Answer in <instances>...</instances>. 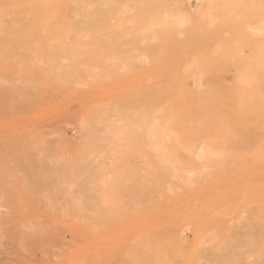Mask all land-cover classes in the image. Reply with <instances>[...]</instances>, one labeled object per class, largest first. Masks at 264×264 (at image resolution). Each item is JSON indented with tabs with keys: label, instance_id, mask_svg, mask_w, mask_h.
I'll use <instances>...</instances> for the list:
<instances>
[{
	"label": "rangeland",
	"instance_id": "obj_1",
	"mask_svg": "<svg viewBox=\"0 0 264 264\" xmlns=\"http://www.w3.org/2000/svg\"><path fill=\"white\" fill-rule=\"evenodd\" d=\"M205 1L115 0L119 6H108L109 16L101 19L96 31L86 34L64 33L58 20H52L54 30L48 28L52 37L47 36L48 31L36 32L44 35L41 47L55 44L60 48L61 62H53L56 67L52 69L45 65L51 63L34 61L28 54L29 61L23 57L19 65L18 59L1 56L0 62L6 60L0 63V264H136L140 260L143 264H225L233 258L239 264L264 262V0H210L215 4L211 13H205ZM69 15L78 24L83 21L80 15ZM68 17L60 21L71 22ZM75 36L80 42L73 40ZM134 36L138 41H131ZM93 39L108 40L107 44L102 41L106 49L99 48V42L93 44ZM113 41L117 42L115 49L108 45ZM129 41L132 44H127ZM57 64L62 70L61 64L66 70L70 67L75 74L73 83L59 76L54 70H59ZM42 69L54 72L49 75ZM16 81L30 88L15 87L24 89V93L20 91L23 95L14 91L16 96L9 91ZM214 83L230 90L226 92L236 107L210 95ZM148 108L152 117L147 124L159 126L171 117L188 114L182 122L185 126L206 118L228 131L231 140L205 146V138L200 136L189 149L176 141H155L153 147L134 130L129 129L130 134L121 129L133 113L136 132L143 131L138 121L142 122L141 115ZM100 113L105 120L111 114L116 116L108 118L115 121H106L108 127L112 125L111 133L100 124ZM108 134L117 141H111ZM241 135L249 145H244ZM101 137L108 142L92 141ZM105 142L114 147L106 148ZM141 167H146L144 172ZM128 175L132 179L127 181ZM230 230L236 236L229 242L235 243L227 247ZM127 254L131 258H125ZM132 257L135 262L137 257L136 263Z\"/></svg>",
	"mask_w": 264,
	"mask_h": 264
},
{
	"label": "bare ground",
	"instance_id": "obj_2",
	"mask_svg": "<svg viewBox=\"0 0 264 264\" xmlns=\"http://www.w3.org/2000/svg\"><path fill=\"white\" fill-rule=\"evenodd\" d=\"M144 1V0H143ZM210 1V0H206L204 3H205V9H207L206 10V12L205 13H211V12H213V9L214 8H212V5L213 6H215V4H214V2L212 1L211 3L208 2ZM216 1V0H215ZM148 2V1H147ZM151 2V1H150ZM149 2V3H150ZM203 2V1H202ZM116 4V6H119V5H117V3L115 2V0H114V2L113 1H111V0H98V1H94V0H0V58H1V56L2 57H5V56H10V58H15V59H18V65L20 64L19 63V61L20 60H23V59H27L26 57H28V56H30V57H34L35 59H34V61L36 60V59H38V60H44L45 62H48L49 64L51 63V65H48V64H45L46 65V67L47 68H51L53 65L56 67V64H53V62H57L59 59H60V57H61V53H60V51L59 50H57L59 47H56V45L55 44H51L50 46H48L47 48H44V47H41V46H43L42 44H44L45 43V39H44V35L43 36H40L39 34H36V32H38V31H43V33L45 32V31H48V28L50 29V31H52V30H54V29H52L50 26V22H54V21H52V20H58L57 22H58V27L60 26V28H62V30H64V33L65 32H67V33H69L70 35L72 34V35H74L75 33H78V32H80V34L81 33H83V34H86L87 32H90V31H92V33H93V31L95 30L96 31V29L97 28H99V25H98V23L101 21V19L103 20V18L107 15V16H109V12H107V8H108V6H113V5H111V4ZM114 4V5H115ZM140 4H143V2L141 1V3ZM152 4V3H151ZM201 4H203V3H201ZM209 5V8H207L208 7V5ZM137 5H138V3H137ZM136 5V6H137ZM153 7L156 5L157 6V4H154V2H153ZM160 5V4H159ZM112 7V8H117V7ZM155 6V7H156ZM160 7V6H159ZM111 8V9H112ZM151 8V7H150ZM110 9V10H111ZM144 8L142 7V10H143ZM145 11H147L146 10V8L144 9ZM153 10H154V8H153ZM158 10V9H157ZM161 10V9H160ZM114 11V10H113ZM116 11H117V9H116ZM115 11V12H116ZM129 13H130V11L129 10H127ZM133 11V10H132ZM131 11V12H132ZM202 11V10H201ZM264 11V10H263ZM68 12L69 13H71L72 12V15H74L75 16V18H77L78 17V15H80V17L82 16L83 17V21L82 22H80L79 24L78 23H76L75 21H72V17H70V15H69V17H68ZM115 12H113V13H115ZM144 12V11H143ZM110 13H111V11H110ZM117 13V12H116ZM115 13V15L117 16V14ZM151 13V12H150ZM156 14V13H155ZM155 14H153V15H155ZM67 15V17H68V19L69 18H71V19H69V20H71V22H69V21H66V22H62V21H60V19L62 18V17H64V16H66ZM129 15V14H128ZM152 15V14H151ZM159 15V14H158ZM149 17H150V15H148ZM157 16V15H156ZM118 17V16H117ZM108 18V17H107ZM111 19V18H110ZM165 19V18H164ZM76 20V19H75ZM114 20V19H113ZM116 20V19H115ZM143 20V19H142ZM77 21V20H76ZM109 21V20H108ZM133 21V20H132ZM139 21V20H138ZM163 21V20H162ZM168 23V22H167ZM106 24H107V21H106ZM54 25V24H53ZM117 25V24H116ZM102 26H103V24H102ZM102 26H100V27H102ZM53 27V26H52ZM54 27H56V26H54ZM117 27H118V25H117ZM59 28V29H60ZM52 29V30H51ZM58 29V28H57ZM57 29H55V31L57 30ZM58 29V30H59ZM114 29V28H113ZM112 29V30H113ZM117 29H120V28H117ZM116 29V30H117ZM61 30V31H62ZM60 31V32H61ZM110 32V31H109ZM120 32V31H119ZM42 33V34H43ZM110 33H113V32H110ZM45 34H47V33H45ZM56 34V33H55ZM58 34H59V32H58ZM91 34V33H90ZM49 35V31H48V34H47V36ZM54 34H52V36H53ZM61 35V34H60ZM112 35V34H111ZM118 34L116 33V36H117ZM120 35V34H119ZM119 35H118V37H119ZM50 36V35H49ZM52 36H50V37H52ZM100 36H102V34H100ZM76 37V36H75ZM99 37V36H98ZM133 37V36H132ZM49 38V37H48ZM67 38V37H66ZM73 38V37H72ZM81 38V37H80ZM121 38V37H120ZM123 38V37H122ZM125 38V37H124ZM76 39H78V37H76L75 39H73V40H76ZM119 39V38H118ZM118 39H115V40H118ZM131 39V38H130ZM134 39H135V36H134V38L133 39H131V41L133 40L134 41ZM60 40V39H59ZM69 40V39H68ZM100 40H102V39H100ZM103 40H105V39H103ZM102 40V41H103ZM111 40H113V39H111ZM56 41H58V39L56 40ZM69 41H71V39L69 40ZM77 41H79L80 42V40L78 39ZM92 41V40H91ZM93 41H95V42H92L93 44H98V42L100 43V44H98V47L100 46V45H102V41H98V40H95V39H93ZM131 41H129V43H127V44H130L131 43ZM132 41V42H133ZM136 41H138V39L136 40L135 39V42ZM51 42H53V43H55V41H51ZM88 42V41H87ZM104 42H106V40L104 41ZM107 42H108V40H107ZM107 42H106V44H107ZM116 42V41H115ZM119 42V41H118ZM127 42H128V40H127ZM134 42V43H135ZM57 43V42H56ZM66 44L68 43V41H66L65 42ZM113 43V44H112ZM138 43H140V41L138 42ZM137 43V44H138ZM106 44H103L102 45V47H104V48H102L101 47V49H106L105 47H106ZM114 46H112V45ZM115 44H117V42L116 43H114V41L113 42H111L110 44H108L109 45V47L110 48H114L115 49ZM132 44V43H131ZM49 45V44H48ZM79 44H76V46H78ZM81 45V44H80ZM87 45V44H86ZM67 46H70V45H67ZM82 46H84V47H82V48H85V45H84V43L82 44ZM94 46V45H93ZM112 46V47H111ZM133 46H134V44H133ZM136 46V45H135ZM71 47V46H70ZM81 47V46H80ZM97 47V46H96ZM108 46H107V50L106 51H108V48H109ZM61 48H63V47H61ZM68 48V47H67ZM100 48V47H99ZM109 48V49H110ZM21 49H23L24 51L26 50V49H32V50H34L32 53H25V54H22V53H24L23 51L22 52H20L19 50H21ZM60 49V48H59ZM70 49V48H69ZM75 50H76V48H74ZM86 49V48H85ZM90 49V48H89ZM93 49V48H92ZM77 50H79V49H77ZM95 50H96V48H95ZM20 52L19 54L17 53V52ZM61 51H62V49H61ZM69 51V50H68ZM98 50H96V52H97ZM263 51H264V49H263ZM70 52V51H69ZM76 52V51H75ZM71 53H73V52H71ZM71 53H69V55H71L72 57L74 56V55H72ZM78 53V52H77ZM102 53V52H101ZM108 53H110L111 54V51L110 52H108ZM115 53V52H114ZM28 54V55H27ZM75 54V53H74ZM79 54V53H78ZM82 54V53H81ZM85 53H83V55H84ZM96 54V53H95ZM112 54H113V51H112ZM27 55V56H26ZM80 55V54H79ZM26 56V57H25ZM70 56V57H71ZM78 56V55H77ZM85 56V55H84ZM96 56V55H95ZM97 56H99V55H97ZM111 56V55H110ZM117 56V55H116ZM116 56L114 57V58H116ZM23 57H25V58H23ZM76 57V56H75ZM82 57V56H81ZM87 57V56H86ZM101 57V55L99 56V58ZM6 58V57H5ZM9 58V57H8ZM9 58V59H10ZM23 58V59H22ZM62 58V57H61ZM76 58H78V57H76ZM76 58H74V59H76ZM83 58V57H82ZM89 58V57H88ZM87 58V59H88ZM95 57H93V59H94ZM81 59V58H80ZM84 59V58H83ZM2 60V59H1ZM6 60V59H5ZM5 60L4 61H1V62H5ZM8 60V59H7ZM28 60V59H27ZM82 60V59H81ZM91 60V59H90ZM10 61H12V60H10ZM29 61V60H28ZM32 61V60H31ZM30 61V62H31ZM60 62H61V60H59ZM83 61V60H82ZM85 61V60H84ZM87 61V60H86ZM97 61V60H96ZM0 62V63H1ZM29 62V63H30ZM33 62V61H32ZM59 62V63H60ZM93 62V61H92ZM83 63V62H82ZM6 64V63H5ZM23 64V63H22ZM42 65V64H41ZM45 65H43V67L44 68H46L45 67ZM48 65V66H47ZM59 64H57V66H58ZM5 66V65H4ZM62 68H63V70L60 68L59 69V66H58V69L59 70H56V69H54L56 72H58V74H59V76L60 77H62V79L65 81V82H69V83H73L72 81L75 79L74 77V75L71 73V71L70 70H68L69 68H67V70H66V63H65V65H63V66H66V67H63L62 66V64L60 65ZM89 66V65H88ZM87 66V67H88ZM6 67V66H5ZM84 67V66H83ZM82 67V68H83ZM99 67H101L100 65H99ZM65 68V69H64ZM95 68V67H94ZM52 69V68H51ZM88 69V71L90 70L89 68H87ZM86 69V70H87ZM96 69V68H95ZM95 69H93V71L95 70ZM43 70H47V69H42V71ZM54 70H47L48 72H50V71H52V72H54ZM100 70V69H99ZM70 71V72H69ZM48 72L46 73V71H43V73H46V74H48ZM52 72H50L49 73V75H51L52 74ZM55 72V73H56ZM90 72H91V70H90ZM94 74V73H93ZM43 75H45V74H43ZM107 75V74H106ZM36 76H39V75H36ZM48 76V75H47ZM54 76H56V75H54ZM6 77V76H5ZM45 77H46V75H45ZM49 78H51L50 76H49ZM76 78H78V77H76ZM12 79V78H11ZM13 80V79H12ZM14 81H15V79H14ZM77 81H79L78 79H77ZM17 82V81H16ZM21 82V81H20ZM75 83V82H74ZM15 84V83H14ZM13 84V85H14ZM20 84H23V83H20ZM25 85L27 84V83H24ZM23 84V85H24ZM25 85L24 86H22V85H20L19 86V83L17 82V85L15 84V86L14 87H12V89H9V91L10 90H13V93H14V91H16V92H20L21 90H23V93H24V89H21V90H18L19 88H15V87H20V88H25L26 90H28V88H30V87H25ZM76 85V84H75ZM27 86H30V85H28L27 84ZM67 86H69V87H71V86H73V84H71V86L67 83ZM223 85H221V83L220 84H218V83H214V86H212V89H211V91H209L210 92V95L214 98V99H217V100H219L221 103L223 102H225L224 103V105L226 104L228 107L231 105V104H233L235 107H236V105L234 104L235 102V100H232V96H229V94H227V92L228 93H230L229 91L230 90H226L225 91V87L223 88L222 87ZM64 87V86H63ZM68 87V88H69ZM77 87V86H76ZM154 87V86H153ZM14 88V89H13ZM152 88V87H151ZM156 88V87H155ZM211 87L209 86V89H210ZM8 89V88H7ZM229 89V88H228ZM18 90V91H17ZM61 90V89H60ZM148 90H150V88L148 89ZM161 90H162V88H161ZM40 91V90H39ZM45 91H47V90H45ZM75 91V90H74ZM155 91V90H154ZM4 92V91H3ZM6 92V91H5ZM8 92V91H7ZM6 92V93H7ZM12 92V91H11ZM10 92V93H11ZM15 92V93H16ZM30 92V91H29ZM146 92V91H145ZM168 92V91H167ZM166 92V93H167ZM12 93V94H13ZM14 93V94H15ZM45 93V92H44ZM50 93V92H49ZM149 93V92H148ZM179 93H181L180 91H179ZM8 94V93H7ZM20 95H23L21 92L19 93ZM119 94V93H118ZM128 94V93H127ZM3 95V94H2ZM47 95V94H46ZM77 95V94H76ZM84 95V94H83ZM116 95V94H115ZM156 95V94H155ZM173 95V94H172ZM16 96H17V93H16ZM19 96V95H18ZM82 96V95H81ZM80 96V97H81ZM127 96V95H126ZM158 96H161V95H158ZM157 96V97H158ZM168 96H169V93H168ZM47 97V96H46ZM109 97V96H108ZM128 97H130V96H128ZM128 97H126V98H128ZM137 98H138V96H136ZM141 97V96H140ZM163 97V96H162ZM161 97V98H162ZM167 97V96H166ZM39 98V97H38ZM122 98H124L123 96H122ZM121 97L120 98H118V99H122ZM159 98V97H158ZM111 99V98H110ZM117 99V98H116ZM131 99V98H130ZM129 99V100H130ZM136 99V98H135ZM147 99V98H146ZM156 99V98H155ZM160 99V98H159ZM195 99V98H194ZM114 100V99H113ZM40 101V100H39ZM38 101V102H39ZM131 101V100H130ZM150 101V100H149ZM234 103H233V102ZM38 102H36L37 103V105H38ZM42 102H45V101H42ZM115 102H116V100H115ZM123 102V101H122ZM124 102H125V100H124ZM128 102V101H127ZM126 102V103H127ZM232 102V103H231ZM32 103V102H31ZM137 103V102H136ZM24 104V103H23ZM30 104V103H29ZM40 104H41V101H40ZM125 104V103H124ZM131 104H133V103H131ZM130 104V105H131ZM138 104V103H137ZM144 104V103H143ZM148 104V103H147ZM139 105V104H138ZM142 105V104H141ZM24 106V105H23ZM40 106V105H39ZM107 106V105H106ZM119 106H121L120 104H119ZM135 106V105H134ZM133 106V107H134ZM214 106V105H213ZM122 107V106H121ZM135 107H137V106H135ZM97 108V107H96ZM95 108V109H96ZM124 110V109H123ZM145 111V114H143V115H141V118L143 119L142 120V122H139L138 120V123H139V128H141V130H143V131H137L136 132V130H135V128L136 129H138V126H135L134 124H133V120H134V118H136V117H134V114L133 113H131V116L130 117H128V119H125V118H127L126 116H125V120L124 119H122L121 117H120V119H122V120H124V121H126L127 120V122H123V123H126L121 129H130L131 131L132 130H134V132L133 133H138L137 135H139V137L141 138V140H143V141H149V143L151 144V145H153V147H155L157 144H155V141H176V142H178V143H180V144H182L183 146H185V147H187L188 149L189 148H191L192 146H194V144H196V142H197V139L201 136V138H205V143H204V145L205 146H207V145H211V144H213L214 143V141H230L231 140V137H230V135H229V133H228V131H225L224 129H222V128H220V127H216L213 123H211L209 120H205L206 118H202V120L201 119H198L197 120V118H196V120H197V122L195 121V122H193L194 123V125H192V126H185L182 122H183V120H184V117H188V114H185L186 116H184L183 114H181V115H183V116H178V117H171L170 118V120H168V122L167 123H164V124H160L159 126H158V124L157 123H154L155 124V126L154 125H152V124H147L146 122H150V121H148L149 119H151V117L152 116H150V114H151V109H147V110H144ZM154 111V110H153ZM131 112V111H130ZM77 113V112H76ZM102 113V112H101ZM100 113V114H101ZM108 113V112H107ZM184 113H186L185 111H184ZM66 114V113H65ZM103 114V113H102ZM99 115V120H101V123L99 122V120H98V123H100V124H104V126H107L106 128H109V129H107V130H110L111 128V126L110 127H108V122L109 121H111V120H113V119H111V120H109L110 118H115V117H112V115L113 114H111V117L108 119H106L105 120V118H104V116H106V115ZM120 114V113H119ZM146 114H147V119L145 118V116H146ZM98 115H97V117H98ZM116 115H117V113H116ZM122 114H120V116H121ZM132 115H133V117H132ZM108 116V115H107ZM114 116V115H113ZM123 116V115H122ZM124 117V116H123ZM66 118V117H65ZM218 117H216V119H217ZM133 119V120H132ZM71 120V119H70ZM108 120V121H107ZM116 120H118V116H117V119ZM186 120V119H185ZM67 121V120H66ZM106 121H107V124H106ZM113 121H115V120H113ZM119 121V120H118ZM153 121V120H152ZM169 121H171V122H169ZM218 121L220 122L221 120H219L218 119ZM82 122H83V120H82ZM105 122V123H104ZM153 122H155V121H153ZM185 122V121H184ZM84 123V122H83ZM97 123V124H98ZM110 123H112V122H110ZM119 123V122H118ZM151 123V122H150ZM188 123V122H187ZM79 124H80V122H79ZM106 124V125H105ZM117 124V123H116ZM157 124V125H156ZM186 124V123H185ZM41 125V124H40ZM83 125V124H82ZM99 125V124H98ZM114 125H115V123H114ZM113 125V126H114ZM150 125V126H149ZM152 125V126H151ZM188 125V124H187ZM36 126H38V125H36ZM85 126H86V124H85ZM102 126V125H101ZM117 126V125H116ZM96 127H97V125H96ZM233 127V126H232ZM234 127H236V126H234ZM234 127L232 128V129H234ZM242 127H244V126H242ZM29 128V127H28ZM99 128V127H98ZM114 127H112V129H113ZM119 125H118V130H119ZM143 128V129H142ZM82 129V128H81ZM105 128H103V130H104ZM184 129H187L186 131H184ZM245 129V132L247 131L246 130V128H244ZM243 128H242V130H244ZM103 130H101V131H103ZM106 130V129H105ZM118 130H116L117 132H118ZM129 130V131H130ZM236 130V129H235ZM95 132H99V131H97V130H94ZM130 131V132H131ZM94 132V133H95ZM109 132V131H108ZM120 132V131H119ZM139 132H142V134H139ZM241 132V131H240ZM93 132L89 135V137L92 135V134H94ZM102 133V132H101ZM110 133H111V130H110ZM116 133V132H115ZM115 133H113L114 134V136H115ZM125 133V132H124ZM99 135H100V133H98ZM106 134V132H104V135ZM113 134L111 135V134H108V135H111V137L113 136ZM118 134H120V133H118ZM118 134H116V135H118ZM126 134H127V132H126ZM130 134H132V132L130 133ZM243 134H244V131H243ZM97 135V134H96ZM96 135H93V136H96ZM87 136H88V134H87ZM98 136V135H97ZM129 136V135H128ZM243 136L244 135H241V138L240 139H243ZM99 137V136H98ZM111 137H110V139H111ZM131 137V136H130ZM132 137H134L133 135H132ZM137 137V136H136ZM246 137V136H245ZM244 137V139L245 140H247L246 138ZM91 138V137H90ZM118 138H119V135H118ZM124 138H122V139H120V140H123ZM131 139V138H130ZM244 139H243V142H244ZM106 139H104V138H94L92 141H94V143L96 142V143H99L100 141H105ZM114 141V140H116L117 141V139L114 137V139H113V137H112V139H111V141ZM125 140V139H124ZM127 140L128 139H126V142H127ZM132 140V139H131ZM6 141V140H5ZM91 141V140H90ZM98 141V142H97ZM135 141H138L137 139L135 140ZM135 141H133V143L135 142ZM196 141V142H195ZM240 141V140H239ZM106 142H108L107 140H106ZM106 142H105V144H106ZM125 141H124V143H126ZM113 143V142H112ZM136 143V142H135ZM245 143H247V142H244V145H245ZM111 144V143H110ZM138 144V143H137ZM98 145V144H97ZM107 145V144H106ZM109 145V144H108ZM106 146V148L107 147H109V146H112V147H114V144L112 145H109V146ZM135 145V144H134ZM203 145V146H204ZM243 145V146H244ZM246 145H249L248 143L246 144ZM100 146V145H99ZM136 146V145H135ZM145 146V145H144ZM101 147V146H100ZM111 147V148H112ZM129 146L127 145V148H128ZM137 147V146H136ZM236 147V146H235ZM110 148V147H109ZM121 148H122V146H121ZM131 148V147H130ZM204 148V147H203ZM202 148V149H203ZM244 148V147H243ZM246 148V147H245ZM89 149V148H88ZM99 149V148H98ZM126 149V148H125ZM236 149V148H235ZM90 151H91V149H89ZM111 150V149H110ZM113 150H115V149H113ZM203 150H205L206 151V148H204ZM237 150V149H236ZM243 150H246V149H243ZM238 151V150H237ZM86 152H88V151H86ZM92 152V151H91ZM94 152V151H93ZM96 153V152H95ZM120 153V152H119ZM119 153H117V154H119ZM129 153V152H128ZM127 153V154H128ZM92 154V153H91ZM102 154V153H101ZM106 153H104V155H105ZM125 154V153H124ZM127 154H126V156H127ZM136 153H134L133 155H135ZM89 155V154H88ZM94 155V154H93ZM100 155V154H99ZM106 155H108V154H106ZM105 155V157L107 158V156ZM145 155V154H144ZM143 155V156H144ZM91 156V155H90ZM89 156V157H90ZM115 156V155H114ZM119 156V155H118ZM140 156V155H139ZM100 157H101V155H100ZM112 157V156H111ZM120 157V156H119ZM123 157H125V155L123 156ZM28 158V157H27ZM30 158V157H29ZM28 158V159H29ZM93 158H94V156H93ZM103 158L104 157H102V161H103ZM144 158V157H143ZM146 158V157H145ZM61 159V158H60ZM116 160H117V158H115ZM120 159V158H119ZM121 160V159H120ZM144 160V159H143ZM32 161H33V159H32ZM126 162V161H125ZM123 163V162H122ZM127 163V162H126ZM129 164L131 163V162H128ZM27 164V163H26ZM36 164V163H35ZM85 164V163H84ZM107 164V163H106ZM125 164V163H124ZM30 165V164H29ZM103 165V164H102ZM127 165V164H126ZM126 165H124V166H126ZM139 165V164H138ZM143 164H141V166H142ZM145 165V164H144ZM147 165V164H146ZM28 166V165H27ZM88 166V165H87ZM86 166V167H87ZM130 166V165H129ZM135 166H136V164H135ZM148 166V165H147ZM146 166V167H147ZM121 167V166H120ZM131 167H132V164H131ZM137 167V166H136ZM145 167V168H146ZM113 168H114V166H113ZM138 168V167H137ZM141 168H144V167H141ZM145 168L143 169V172L145 171ZM84 169H85V166H84ZM88 169H90V167L88 168ZM105 169V168H104ZM121 169H123V167L121 168ZM127 169V168H126ZM85 171V170H84ZM91 172H92V170H90ZM89 171V172H90ZM127 171V170H126ZM146 171H148L147 169H146ZM54 173V172H53ZM62 173V172H61ZM123 173V172H122ZM133 173V172H132ZM132 173H131V177H132ZM150 173V171L148 172V174ZM129 174V173H128ZM44 175V174H43ZM50 175V174H49ZM115 175V174H114ZM114 175H113V177H114ZM151 175V174H150ZM152 175H154V174H152ZM57 176V175H56ZM64 176V175H63ZM145 176V175H144ZM156 176V175H155ZM161 176V175H160ZM51 177H54V176H51ZM65 177V176H64ZM127 178L125 179V180H127L128 179V177H130V175H128V176H126ZM28 178V177H27ZM60 178H62V177H60ZM87 178V177H86ZM116 178H118V177H116ZM123 178V177H122ZM28 179H30V178H28ZM43 179V178H42ZM54 179V178H53ZM53 179H51V180H53ZM130 179V178H129ZM128 179V180H129ZM132 179V178H131ZM130 179V180H131ZM40 180V179H39ZM56 180V179H55ZM113 180V179H112ZM127 180V181H128ZM58 181V180H57ZM60 181V180H59ZM61 181H62V179H61ZM75 181V180H74ZM86 181V180H85ZM90 181V180H89ZM133 181H135V180H133ZM149 181H150V179H149ZM152 181V180H151ZM159 181V180H158ZM63 182V181H62ZM109 182V181H108ZM119 182V181H118ZM124 182H126V181H124ZM130 182V181H129ZM128 182V183H129ZM148 182V181H147ZM48 183V182H47ZM61 183V182H60ZM64 183V182H63ZM136 183V182H135ZM151 183H153V182H151ZM55 184V183H54ZM60 185V184H59ZM66 185V184H65ZM90 185V184H89ZM106 185V184H105ZM105 185H103V187L105 186ZM114 185V184H113ZM113 185H111V186H113ZM120 185V184H119ZM56 186V185H55ZM88 186V185H87ZM121 186H122V184H121ZM134 186H136V185H134ZM41 187H43V186H41ZM62 187V186H61ZM66 187V186H65ZM110 187V186H109ZM120 187V186H119ZM125 187V186H124ZM69 188V187H68ZM116 188V187H115ZM131 188V187H130ZM129 188V189H130ZM157 188V187H156ZM101 189V188H100ZM109 189H111V188H109ZM149 189V188H148ZM116 190V189H115ZM124 190V189H123ZM135 190H137L136 189V187H135ZM152 190V189H151ZM101 191H103V190H101ZM106 191V190H105ZM122 191V190H121ZM133 191V190H132ZM149 191H150V189H149ZM88 192V191H87ZM104 192V191H103ZM102 192V193H103ZM107 192V191H106ZM109 192V191H108ZM125 192V191H124ZM139 192V191H138ZM155 192V191H154ZM64 193V192H63ZM120 193V192H119ZM126 193V192H125ZM124 193V194H125ZM129 193V192H128ZM143 193V192H142ZM115 193H113V195H114ZM130 194H128V196H129ZM139 195V194H138ZM142 195V194H141ZM59 196V195H58ZM60 196H61V194H60ZM122 196V195H121ZM120 197V196H119ZM126 197H127V195H126ZM129 197H132V194H131V196H129ZM111 198V197H110ZM110 198H107V199H110ZM116 198V197H115ZM128 198V197H127ZM112 199V198H111ZM130 199V198H129ZM137 199V198H136ZM105 200H106V198H105ZM104 200V201H105ZM120 200H121V198H120ZM127 200V199H126ZM117 201H119V200H117ZM122 201V200H121ZM124 202H125V200H123ZM130 201H132V199L130 200ZM136 201V200H135ZM133 202L134 201H132V204H133ZM240 202V201H239ZM91 203V202H90ZM99 203V202H98ZM104 203V202H103ZM107 203V202H106ZM108 203H110L109 201H108ZM121 203H123V202H121ZM97 204V203H96ZM113 204V203H112ZM124 204V203H123ZM98 205V204H97ZM100 205V204H99ZM104 206H105V204H103ZM108 205H110V204H108ZM127 205V204H126ZM129 205V204H128ZM99 207V206H98ZM111 207V206H110ZM113 207H114V205H113ZM121 207V206H120ZM119 207V208H120ZM133 207V206H132ZM60 208V207H59ZM95 208V207H94ZM128 208V207H127ZM97 209V208H96ZM107 209V208H106ZM95 210V209H94ZM109 210V209H108ZM112 210V209H111ZM110 210V211H111ZM126 210H128V209H126ZM125 210V211H126ZM234 210V209H233ZM247 210V209H246ZM93 211V210H92ZM102 212V211H101ZM104 212V211H103ZM99 213V212H98ZM108 213V212H107ZM64 214V213H63ZM100 214V213H99ZM62 215V214H61ZM102 216V215H101ZM109 216H110V214H109ZM250 216V215H249ZM91 217V216H90ZM104 217H105V215H104ZM252 217V216H251ZM97 218V217H96ZM107 218V217H106ZM92 220V219H91ZM170 222H171V220H169ZM91 222V221H90ZM238 222V221H237ZM258 223V222H257ZM92 225V224H91ZM94 226V225H93ZM243 228V227H242ZM249 229V228H248ZM242 230V229H241ZM244 230V229H243ZM246 230V229H245ZM244 230V231H245ZM231 232H233V230H230ZM229 231V232H230ZM240 231V230H239ZM247 231H249V230H247ZM108 232V231H107ZM228 232V233H229ZM235 232V231H234ZM232 233V236H231V238L230 237H228V242H227V240H226V242H225V240H224V242H225V245H226V243H227V247H230V246H228V245H230V243L232 244L235 240H234V237L236 236H234V234L235 233ZM260 233V232H259ZM238 234H240V233H238ZM256 235V234H255ZM155 236V235H154ZM234 236V237H233ZM239 236V235H238ZM168 237V236H167ZM258 237H260V236H258ZM239 238H241L242 239V237H239ZM174 239V238H173ZM216 239V238H215ZM229 239H233L232 241L230 240V242H229ZM247 239V238H246ZM246 239H244V237H243V241H245ZM248 240H250V239H248ZM252 241H253V239H251ZM139 242H140V239L138 240ZM147 241V240H146ZM261 241V240H260ZM143 242V241H142ZM148 242V241H147ZM173 242H174V240H173ZM246 242V241H245ZM256 242V241H255ZM132 243H134L133 241H132ZM235 243V242H234ZM238 243H240V242H238ZM237 243V244H238ZM251 243V242H250ZM138 245H142L141 243L139 244V243H137ZM143 244H144V242H143ZM171 244H173L172 243V241H171ZM245 244H247V242L245 243ZM170 245V244H169ZM175 245H176V243H175ZM179 245H181V244H179ZM225 245H223L224 246V248H223V251L225 250ZM239 245H241V244H239ZM244 245V244H243ZM251 246H252V244H250ZM255 245H257V244H255ZM152 246H155V244L154 245H152ZM171 246V245H170ZM169 246V247H170ZM184 246V245H183ZM211 246H213V245H211ZM237 246V245H236ZM248 246H249V244H248ZM259 246V245H258ZM138 247V246H137ZM145 247V246H144ZM219 247V246H218ZM233 247H235V246H233ZM247 247V246H246ZM250 247V246H249ZM254 246H252V248H253ZM133 248L134 247H132L131 249L133 250ZM156 248V247H155ZM154 248V249H155ZM157 248H158V246H157ZM173 248V247H172ZM174 248H176V247H174ZM197 248V247H196ZM200 248V247H199ZM210 248V247H209ZM213 248V247H212ZM217 248V247H216ZM215 248V249H216ZM255 248V247H254ZM200 249H202V248H200ZM199 249V250H200ZM214 249V251L216 252V250ZM235 249V248H234ZM240 248H238V250H239ZM247 249L248 248H245L244 250L245 251H247ZM131 250V251H132ZM148 250V249H147ZM178 250V249H177ZM176 250V252H178ZM203 250H204V247H203ZM206 250V249H205ZM212 250V249H211ZM232 250H233V248H232ZM131 251H130V253H131ZM170 251V250H169ZM186 251V250H185ZM206 251H208V250H206ZM209 251H210V249H209ZM213 251V250H212ZM226 251V250H225ZM249 251V250H248ZM147 253H148V251H146ZM159 252V251H158ZM172 252V251H171ZM200 252V251H199ZM211 252V251H210ZM209 252V253H210ZM218 250H217V253H216V255L215 256H217V257H215L214 255H213V258L215 259V260H217V258L219 257L217 254H218ZM229 252H231L230 250H229ZM238 251H236V254H238L237 253ZM242 252V251H241ZM261 252V251H260ZM259 252V253H260ZM142 254H143V252H141ZM140 252H139V254H141ZM156 253H157V250H156ZM196 253V252H195ZM198 253V252H197ZM196 253V254H197ZM202 253H205V251L204 252H202ZM201 253V254H202ZM208 252H206V254H207ZM220 253H222V249H221V252ZM258 252H256L254 255H256ZM262 253V252H261ZM260 253V254H261ZM132 254H133V252H132ZM137 254H138V252H137ZM138 254V255H139ZM149 254V253H148ZM148 254H146V255H148ZM165 254V253H164ZM199 254L200 253H198V256H199ZM201 254H200V256H201ZM211 255H212V253H210ZM213 254H215L214 252H213ZM228 254V255H227ZM230 253H226V255H223L222 257H224V256H226V257H228V256H230L229 255ZM240 254V253H239ZM238 254V255H239ZM131 254H127V256H125V258H129V256H130ZM133 255H135V254H133ZM145 255V254H144ZM143 255V258L144 257H148V258H150L149 256H144ZM163 255V254H162ZM193 255H195V254H193ZM205 255V254H204ZM203 255V256H204ZM208 255V254H207ZM241 255H242V253H241ZM132 256V255H131ZM131 256H130V258H131ZM163 256H166V255H163ZM169 256V255H168ZM235 256V255H234ZM183 257V256H182ZM185 257V256H184ZM202 257V256H201ZM207 257H209V255L207 256ZM221 256H220V258L219 259H221L222 258ZM232 257V256H231ZM258 257H261V255H259ZM258 257H256V259L258 258ZM139 259L141 258L140 256L138 257ZM204 258H206L205 256H204ZM203 258V259H204ZM233 258V257H232ZM251 258H253V255L251 256ZM135 258H133L132 257V260H134ZM138 259V260H139ZM151 259V258H150ZM184 259V258H183ZM212 259V258H211ZM234 259V258H233ZM233 259H228V263H226L225 262V264H229ZM144 260V259H143ZM149 260V259H148ZM152 260H154V259H152ZM180 260H182V258L180 259ZM207 260V259H206ZM209 260V259H208ZM213 260V259H212ZM212 260H210V261H212ZM222 260H224L223 258H222ZM128 261V260H127ZM130 261V260H129ZM199 260H197V262H198ZM202 261V260H201ZM201 261H199L200 263H203V262H201ZM214 261V260H213ZM219 262H221V260H218ZM225 261H226V259H225ZM235 261H237V260H235L234 259V261H232L231 262V264L233 263H238L239 264V262H235ZM251 261V260H250ZM249 261V262H250ZM257 261V260H256ZM259 261V260H258ZM257 261V262H258ZM134 262H135V260H134ZM136 262H137V257H136ZM135 262V263H136ZM140 262H141V260H140ZM139 261L137 262V263H140ZM146 262H148L149 263V261H146ZM150 262H152L151 260H150ZM157 262H160V260H157ZM206 262V261H205ZM208 262V261H207ZM206 262V263H207ZM217 262V261H216ZM223 262V261H222ZM222 262L220 263V264H222ZM256 262V263H257ZM136 263V264H137ZM142 263V262H141ZM145 263V262H144ZM154 263V262H153ZM156 263V262H155ZM163 263V262H162ZM161 263V264H162ZM182 263H184V262H182ZM246 263L247 264H249L248 263V261H246ZM252 263H254L253 261H252ZM251 263V264H252ZM259 263V262H258ZM134 264V263H133ZM143 264V263H142ZM149 264H151V263H149ZM208 264V263H207ZM214 264H216V263H214ZM218 264V263H217ZM244 264V263H243ZM262 264H264V262L262 263Z\"/></svg>",
	"mask_w": 264,
	"mask_h": 264
}]
</instances>
